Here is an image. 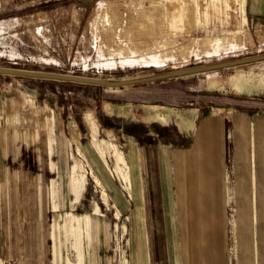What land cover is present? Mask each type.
<instances>
[{
	"label": "rangeland",
	"instance_id": "rangeland-1",
	"mask_svg": "<svg viewBox=\"0 0 264 264\" xmlns=\"http://www.w3.org/2000/svg\"><path fill=\"white\" fill-rule=\"evenodd\" d=\"M262 54L264 0H0V67L121 80ZM137 88L176 95L184 107L188 101L201 103L202 116L214 115L186 136L175 126L156 129L175 158L169 162L175 172V204L168 193L165 209L158 201L168 250L174 240L183 264H240L234 150L237 138L244 136L235 131L233 118L238 114L251 122L256 116L252 126L264 127V60L121 88L0 75V244L6 247L0 264H54V257L60 264H89L78 262L86 245L82 240L81 251L80 238L76 242L68 231L64 234L69 226L82 229V239L86 229L90 264H111L104 255L108 248L117 264L116 247L121 264L136 263L127 244L136 223L129 210H117L114 197L94 180L92 149L106 163L124 202L142 213L140 243L145 264H150L146 198L138 178L130 187L127 177L137 169L136 140L128 132L101 131L100 126L107 120L102 110L130 113V102L98 100ZM208 104H215V110ZM107 121L117 125L120 118ZM212 121L216 129L220 126V135L208 127ZM202 123L211 133L199 153L192 144ZM125 129L143 137L146 132L132 124ZM178 149L184 157L181 170L175 164ZM253 157L256 161L257 152ZM40 162L45 169L38 168ZM61 173L71 179L65 190L76 185L65 207H58L63 202L60 184L38 182L40 175ZM252 179L258 199L260 178ZM70 210L74 215L64 225L62 212ZM87 216L90 222L83 229ZM119 228L121 238L112 236L111 241V231L114 235Z\"/></svg>",
	"mask_w": 264,
	"mask_h": 264
},
{
	"label": "crops",
	"instance_id": "crops-1",
	"mask_svg": "<svg viewBox=\"0 0 264 264\" xmlns=\"http://www.w3.org/2000/svg\"><path fill=\"white\" fill-rule=\"evenodd\" d=\"M242 20V19H241ZM118 95H107L101 96L98 100H108L112 101L113 103L118 104H129L126 102H130L131 108L130 113L122 112V114H115V113H104L102 110L103 115L106 117L107 120H110L112 116H115L116 118H120V122L116 124L112 123L111 121H105L104 123L100 122L101 131H110L112 132L114 128L119 131L120 134L125 133L128 137L136 140V154H135V160L137 169L134 170V175L130 178V175H127L129 181H130V187L132 181L138 178L139 181V187L141 188V196L143 195L146 198V205H147V212H148V220L146 225V237H147V231H148V225L151 224V220H153L156 217V214L158 213V220L157 224L160 227V235L157 237V239H154L152 241V245H149V253L148 257L150 259V264H183L181 263V258L178 257L176 252V242H174L171 245V250H168V242L163 239L165 236L164 233V227H163V219L162 216L159 215L158 211V201H160L161 206L165 209L166 204L168 202V193L173 201V195L172 190H176L173 187V184L175 183V179L172 178L173 174L175 175V172H172V166H170L169 162L172 160L174 161V157L171 159V150L169 143L166 141L165 137H162V135H159L156 132V129H166L170 127H176L178 132L181 134L188 135L187 133L192 132V130H197L198 125L201 121H203L204 118H214V115L212 114H205L202 116V110L201 107L203 104L188 101L186 102L185 107L179 103V100L177 99L176 95H173L174 98H172L171 93H166V95L162 92H153V93H142L141 89L134 90L132 94H124V93H117ZM176 96V97H175ZM31 100V99H30ZM210 100H212L210 98ZM33 102V101H32ZM210 102V101H209ZM201 104V105H200ZM215 104H208L210 108L215 110L213 107ZM126 106V105H124ZM210 113V112H209ZM131 115L129 118L128 115ZM256 116L253 117L251 122H249V119L245 116L236 114L233 118V126L235 131L239 132L241 135L244 136L243 140H240L237 138L235 142V150H234V162H235V177L238 180L237 185V198H236V207L237 210V231H236V241H237V256L238 261L240 264H264V127L261 124H258L257 126L253 127L252 122L254 121ZM95 123V122H93ZM211 124L208 125L212 126L215 129V133H219V127H216V123L214 121L210 122ZM129 124L134 125V127H138V130H146L144 137L142 135H138L135 132H130L125 129V127L129 126ZM201 128L198 131V138L195 137L193 139V150H196L200 153V151L207 148L205 143H207V139L211 133V131L208 129L207 125L205 126L204 123L201 124ZM218 125V120H217ZM95 127L97 124L95 123ZM124 129L126 131H124ZM212 129V130H214ZM157 136H161V139H157ZM151 137V138H147ZM154 137V138H152ZM159 147V148H158ZM90 148L88 147V150ZM160 149H165L166 152H161ZM222 148H218V151L222 152ZM182 150L178 149V151L175 152L174 156H176L179 161L175 164L178 166L179 170L182 169L183 164V155L180 152ZM257 152V158L255 161V158L253 155ZM173 155V154H172ZM201 155V154H200ZM1 156V154H0ZM98 153L95 150H91L90 152V162L92 166L95 168L96 175H94V178H98V182L102 183L106 188L107 191L110 192L112 197L115 199L117 210L120 212H125L126 210H129L130 216L129 219L132 218L133 222L136 223L131 229H129V252H130V258L135 259V264H145V261L143 259V246L140 243L141 240V232L142 229L140 227V224L143 221L142 213L138 212L139 208L136 206L130 207V205L126 204V201L124 202L123 197H121L120 192L117 190L116 185L114 184V181L111 179V173L109 169L106 166V163L103 162ZM122 156V155H121ZM102 157L104 155L102 154ZM197 158H199V155H197ZM254 158V160H253ZM187 161V160H186ZM173 168L175 169L174 162ZM171 164V165H172ZM253 165L256 167L253 168V172L251 173L250 166L253 167ZM46 166V165H45ZM44 163L40 162L39 169H45ZM0 170H2V164L0 162ZM252 174V175H251ZM255 180L256 178H260L259 188H258V199H256V193L254 192L253 188V177ZM68 173H61L56 176H47L46 178L44 176H39L38 182L41 183L42 181L49 183V185H52L53 183L60 184V193L59 197L62 198L63 202L58 203V207H65L68 206L69 198L73 192V197L75 191V184L73 186V191L65 190L64 186L65 183L71 182V179L68 178ZM46 179V180H45ZM134 179V180H133ZM95 180V179H94ZM132 180V181H131ZM182 180V179H180ZM179 180L178 186H181V181ZM186 180V179H184ZM6 182L5 180H3ZM253 181V183H252ZM17 182V181H16ZM135 182V181H134ZM0 183H2L0 181ZM69 184V183H67ZM105 188V189H106ZM185 188V187H184ZM179 189V188H177ZM142 196V197H143ZM172 207V206H170ZM175 207V206H174ZM56 209V208H55ZM174 208L169 209L168 214L170 222L173 224V218H175V211H173ZM157 212V213H156ZM68 214V217L66 218V214ZM63 214V222L64 225L68 221H70V217L74 215L73 210L71 211H65L62 212ZM101 220H103L100 217H96ZM106 222L105 220H103ZM86 222H90L88 216L86 217L83 225V229H85ZM107 223V222H106ZM139 226V228L137 227ZM257 226L260 229V233L257 230ZM70 227V226H69ZM68 227V228H69ZM72 227V226H71ZM67 228V229H68ZM65 227V233L68 235L73 236L75 241H78L79 246L81 245V251L82 248L85 250L86 245V255H78V262H84L87 261L90 264L89 260V248L87 245V239H86V229L84 233V238L82 239L80 236V233L82 229L77 228L76 226L69 228L68 230ZM108 229L109 224H108ZM110 233V232H109ZM120 233H122L121 229L119 228L114 235L112 234V231L110 233V240L112 241V236L115 237L116 241L117 239L121 238ZM259 233V236L256 237V234ZM51 237V235H50ZM1 239V238H0ZM82 240H84L85 245H83ZM109 240V244H110ZM126 246L128 247V245ZM111 247V244L109 245ZM142 247V248H141ZM116 258L118 260L117 264L120 263V251L119 248L116 247ZM6 251V247L2 246L0 244V255L3 254V252ZM9 251V250H8ZM80 252V250H79ZM168 252V257H167ZM109 254V255H108ZM106 258L110 257L111 264H114L113 260V254L109 253V248L107 250V253L104 254ZM115 256V253H114ZM5 257L9 258L8 254L5 255ZM52 262L54 264H60V261L58 260V257H54Z\"/></svg>",
	"mask_w": 264,
	"mask_h": 264
},
{
	"label": "water",
	"instance_id": "water-1",
	"mask_svg": "<svg viewBox=\"0 0 264 264\" xmlns=\"http://www.w3.org/2000/svg\"><path fill=\"white\" fill-rule=\"evenodd\" d=\"M264 60V54L256 56H248L247 58H235L212 64H200L198 66L185 67L184 69L172 70L166 73L155 74L153 76L138 77L137 79H101L95 77H86L79 75H70L64 73L40 72L33 70H21L18 68L0 67V75L17 76L24 78H34L39 80H53L65 82H77L86 85H94L99 87L121 88L126 85H137L139 83H149L156 80H168L169 78H181L188 75L200 74L202 72H211L219 69H228L232 66L246 65L247 63L259 62Z\"/></svg>",
	"mask_w": 264,
	"mask_h": 264
},
{
	"label": "bare ground",
	"instance_id": "bare-ground-1",
	"mask_svg": "<svg viewBox=\"0 0 264 264\" xmlns=\"http://www.w3.org/2000/svg\"><path fill=\"white\" fill-rule=\"evenodd\" d=\"M95 180H96V182H98L97 177H95ZM157 220H158V213L156 214V217L153 220H151V224H153V225H148L147 241H148L149 245H152L153 244L152 241L154 239H157V237L160 235V227L157 224Z\"/></svg>",
	"mask_w": 264,
	"mask_h": 264
},
{
	"label": "trees",
	"instance_id": "trees-1",
	"mask_svg": "<svg viewBox=\"0 0 264 264\" xmlns=\"http://www.w3.org/2000/svg\"><path fill=\"white\" fill-rule=\"evenodd\" d=\"M99 87V86H98Z\"/></svg>",
	"mask_w": 264,
	"mask_h": 264
}]
</instances>
